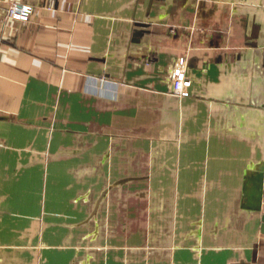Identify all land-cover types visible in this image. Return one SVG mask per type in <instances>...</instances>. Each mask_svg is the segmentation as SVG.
Masks as SVG:
<instances>
[{
    "label": "crops",
    "instance_id": "crops-1",
    "mask_svg": "<svg viewBox=\"0 0 264 264\" xmlns=\"http://www.w3.org/2000/svg\"><path fill=\"white\" fill-rule=\"evenodd\" d=\"M263 218L264 0H0V264H264Z\"/></svg>",
    "mask_w": 264,
    "mask_h": 264
},
{
    "label": "built area",
    "instance_id": "built-area-1",
    "mask_svg": "<svg viewBox=\"0 0 264 264\" xmlns=\"http://www.w3.org/2000/svg\"><path fill=\"white\" fill-rule=\"evenodd\" d=\"M32 11L33 9L31 6L13 2L7 7L6 13L10 18L28 20L32 14Z\"/></svg>",
    "mask_w": 264,
    "mask_h": 264
},
{
    "label": "rangeland",
    "instance_id": "rangeland-1",
    "mask_svg": "<svg viewBox=\"0 0 264 264\" xmlns=\"http://www.w3.org/2000/svg\"><path fill=\"white\" fill-rule=\"evenodd\" d=\"M173 90H174V93L178 94V81L176 83L174 82Z\"/></svg>",
    "mask_w": 264,
    "mask_h": 264
},
{
    "label": "water",
    "instance_id": "water-1",
    "mask_svg": "<svg viewBox=\"0 0 264 264\" xmlns=\"http://www.w3.org/2000/svg\"><path fill=\"white\" fill-rule=\"evenodd\" d=\"M262 231L264 232V218H263Z\"/></svg>",
    "mask_w": 264,
    "mask_h": 264
}]
</instances>
